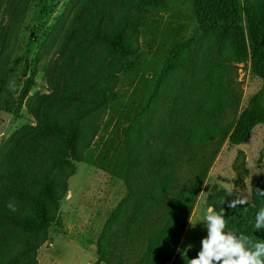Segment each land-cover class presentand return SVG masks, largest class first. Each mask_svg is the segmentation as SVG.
I'll return each mask as SVG.
<instances>
[{"label": "trees", "instance_id": "1", "mask_svg": "<svg viewBox=\"0 0 264 264\" xmlns=\"http://www.w3.org/2000/svg\"><path fill=\"white\" fill-rule=\"evenodd\" d=\"M33 1L0 0V110L7 105L9 60ZM161 1L69 0L46 33L33 71L42 73L46 92L25 101L34 122L0 145V264H38L49 228H61L58 209L74 164L111 122L106 116L119 75L137 58L141 28ZM191 2L199 35L208 41L205 51L190 40L170 50L146 108L145 135L136 131L138 114L99 140L94 165L121 179L125 193L98 234L95 264H189L197 258L176 251L213 161L225 142L238 146L264 125L263 95L232 127L221 125L226 106L210 95L224 78L213 52L207 54L213 45L222 56L230 43L224 58L242 63L248 56L251 72L264 83V0ZM182 50V69L191 62L187 83L166 84ZM208 120L213 125L203 129ZM258 189L264 190V175L247 204L229 208L237 198L215 187L207 204L223 210L227 230L264 241V229L254 228L264 208ZM12 200L16 212L6 206Z\"/></svg>", "mask_w": 264, "mask_h": 264}, {"label": "rangeland", "instance_id": "2", "mask_svg": "<svg viewBox=\"0 0 264 264\" xmlns=\"http://www.w3.org/2000/svg\"><path fill=\"white\" fill-rule=\"evenodd\" d=\"M68 1L38 0L30 4L9 60L10 80L5 93L7 105L0 110V145L13 132L34 122L26 111L25 101L29 95L46 92L42 73L33 72L39 59L38 53L46 33ZM189 40L195 43V47L199 43V52L205 51L208 41L199 35L191 0H162L151 10L138 37L137 58H131L128 67L119 75V83L106 116L111 122L102 127L99 139L84 153L83 161L74 164V175L67 181V192L58 209L61 228L55 225L49 228L48 241L37 251L38 264H95L98 234L125 193L121 179L110 176L94 165L99 140L117 122L130 123L138 114L142 116V121L136 131L145 135L146 108L165 60L176 44ZM231 48L230 43L225 44L222 56L213 45L207 51V54L213 52V62L221 65L219 74L224 78L222 85L213 89L210 95L213 99L218 96L222 105L226 106L224 112L219 114L224 127H232L250 101L264 96V83L251 72L248 56L242 63L229 62L224 58ZM183 57L182 50L176 56L166 84L180 87L187 83L191 62L183 70ZM226 67H229L228 72ZM211 125L208 120L201 127L205 129ZM153 144L159 145L158 141ZM263 175L264 125H257L244 143L229 146L225 142L222 145L208 171L176 255L197 257L201 250V240L207 236L204 221L209 208L207 197L213 187L231 190L233 196L246 198L249 202L252 187Z\"/></svg>", "mask_w": 264, "mask_h": 264}, {"label": "clouds", "instance_id": "3", "mask_svg": "<svg viewBox=\"0 0 264 264\" xmlns=\"http://www.w3.org/2000/svg\"><path fill=\"white\" fill-rule=\"evenodd\" d=\"M231 195V190H229ZM258 194L264 196V190L258 189ZM247 204L246 198H237L228 203L229 208ZM7 208L16 212L15 201H9ZM207 236L201 240V250L197 258L190 259L189 264H264V241L253 239L247 235H237L227 230V221L223 210L216 212L207 209L204 217ZM254 228L264 229V208L255 217Z\"/></svg>", "mask_w": 264, "mask_h": 264}]
</instances>
